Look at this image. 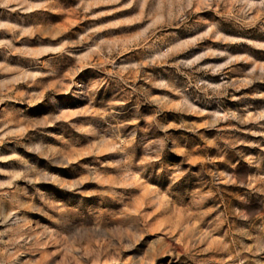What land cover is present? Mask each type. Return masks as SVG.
<instances>
[{"label": "rangeland", "instance_id": "obj_1", "mask_svg": "<svg viewBox=\"0 0 264 264\" xmlns=\"http://www.w3.org/2000/svg\"><path fill=\"white\" fill-rule=\"evenodd\" d=\"M0 264H264V0L0 6Z\"/></svg>", "mask_w": 264, "mask_h": 264}, {"label": "clouds", "instance_id": "obj_2", "mask_svg": "<svg viewBox=\"0 0 264 264\" xmlns=\"http://www.w3.org/2000/svg\"><path fill=\"white\" fill-rule=\"evenodd\" d=\"M9 2H10V0H4L3 5H0V6H7V3H9ZM181 175H182V173L176 172L173 174L172 179L173 180L179 179Z\"/></svg>", "mask_w": 264, "mask_h": 264}]
</instances>
